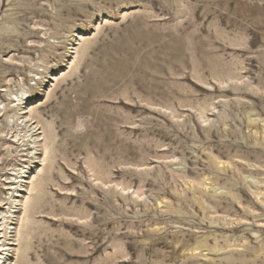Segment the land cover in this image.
Listing matches in <instances>:
<instances>
[{
	"label": "rangeland",
	"instance_id": "rangeland-1",
	"mask_svg": "<svg viewBox=\"0 0 264 264\" xmlns=\"http://www.w3.org/2000/svg\"><path fill=\"white\" fill-rule=\"evenodd\" d=\"M0 264H264V0H0Z\"/></svg>",
	"mask_w": 264,
	"mask_h": 264
}]
</instances>
